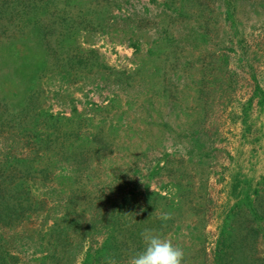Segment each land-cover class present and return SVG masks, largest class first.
Instances as JSON below:
<instances>
[{
    "label": "rangeland",
    "instance_id": "374dc122",
    "mask_svg": "<svg viewBox=\"0 0 264 264\" xmlns=\"http://www.w3.org/2000/svg\"><path fill=\"white\" fill-rule=\"evenodd\" d=\"M147 232L264 264V0H0V264Z\"/></svg>",
    "mask_w": 264,
    "mask_h": 264
},
{
    "label": "clouds",
    "instance_id": "9594fccd",
    "mask_svg": "<svg viewBox=\"0 0 264 264\" xmlns=\"http://www.w3.org/2000/svg\"><path fill=\"white\" fill-rule=\"evenodd\" d=\"M142 240V249L130 258L129 264H183L184 251L172 240L151 232L142 234Z\"/></svg>",
    "mask_w": 264,
    "mask_h": 264
}]
</instances>
